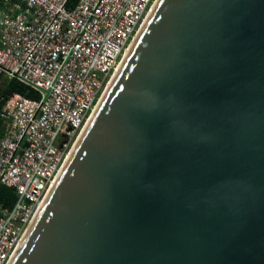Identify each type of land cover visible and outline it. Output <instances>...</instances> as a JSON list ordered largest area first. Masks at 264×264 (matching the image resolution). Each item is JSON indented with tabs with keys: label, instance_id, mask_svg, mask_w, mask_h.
I'll use <instances>...</instances> for the list:
<instances>
[{
	"label": "water",
	"instance_id": "95a60500",
	"mask_svg": "<svg viewBox=\"0 0 264 264\" xmlns=\"http://www.w3.org/2000/svg\"><path fill=\"white\" fill-rule=\"evenodd\" d=\"M10 264H264V0H160Z\"/></svg>",
	"mask_w": 264,
	"mask_h": 264
},
{
	"label": "built area",
	"instance_id": "2783aa9c",
	"mask_svg": "<svg viewBox=\"0 0 264 264\" xmlns=\"http://www.w3.org/2000/svg\"><path fill=\"white\" fill-rule=\"evenodd\" d=\"M0 0V264H10L157 0ZM17 81L36 98L3 93Z\"/></svg>",
	"mask_w": 264,
	"mask_h": 264
},
{
	"label": "bare ground",
	"instance_id": "6f19581e",
	"mask_svg": "<svg viewBox=\"0 0 264 264\" xmlns=\"http://www.w3.org/2000/svg\"><path fill=\"white\" fill-rule=\"evenodd\" d=\"M159 2H160V0H157V1L154 3L152 9L150 10V12H149V14H148L146 20L144 21L142 27L140 28V30H139L137 36L135 37L133 43L131 44V46H130V47L128 48V50L126 51V54H125L124 58H123L122 61L120 62L119 66H118V68L116 69V71L114 72V74L112 75L111 80L109 81V83H108V85H107V87H106V89H105V91H104V93H103V95H102V98L100 99L98 105L96 106V109L94 110L93 114L91 115V117L89 118L88 122L86 123L85 128L82 130V132L79 134L77 140L74 142L73 147H72V149H71L69 155L67 156V160H66V162H65V164H64V166H63V168L61 169L60 173H59L58 176L56 177L54 183L52 184V187L50 188V190H49L48 194L46 195V197L44 198L43 202L40 204V207H39V209H38V212L36 213V215H35V217H34L32 223L30 224V226H29L27 232L25 233V235H24L22 241L20 242V244H19V246H18V249L20 248V246H21V244H22V242H23L25 236L27 235L28 231H29L30 228L32 227V225H33V223H34V221H35V219H36V217H37V214L39 213V211L41 210L42 206H43L44 203L46 202V200H47V198H48V196H49V194H50L52 188L55 186L57 180H58L59 177L61 176V174H62V172H63L65 166L67 165V163H68V161L70 160V158H71L73 152L75 151L77 145L79 144V141H80V139L82 138V136H83L85 130H86L87 127L89 126L90 122H91L92 119L94 118L95 113L97 112L98 108L100 107L101 103L103 102V100H104V98H105V96H106V94H107V92H108L110 86H111L112 83H113V80L115 79V77H116L117 74L119 73V71H120V69H121V67H122V65H123V63H124V61H125V59L127 58L128 54H129L130 51L132 50L133 45H134L135 42L137 41V39H138L140 33L142 32L143 28H144L145 25L147 24L148 20L151 18L152 14H153V12H154V10H155V8H156V6L158 5ZM18 249H17V250H18ZM16 252H17V251H16ZM15 254H16V253H15ZM14 256H15V255H14ZM13 258H14V257H13ZM12 260H13V259H12ZM11 262H12V261H11ZM11 262H10V263H11Z\"/></svg>",
	"mask_w": 264,
	"mask_h": 264
},
{
	"label": "trees",
	"instance_id": "16d2710c",
	"mask_svg": "<svg viewBox=\"0 0 264 264\" xmlns=\"http://www.w3.org/2000/svg\"><path fill=\"white\" fill-rule=\"evenodd\" d=\"M78 2L79 0H69L67 7L69 9H72L76 6ZM3 93H7V94L19 93L25 97L36 98V95L33 90L14 80L6 83V86L3 89ZM1 134H2V127L0 121V135ZM14 201H15V195L13 190L5 186H0V208H10L13 205Z\"/></svg>",
	"mask_w": 264,
	"mask_h": 264
}]
</instances>
